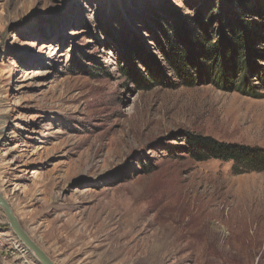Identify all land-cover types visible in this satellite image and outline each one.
<instances>
[{"label": "rangeland", "instance_id": "rangeland-1", "mask_svg": "<svg viewBox=\"0 0 264 264\" xmlns=\"http://www.w3.org/2000/svg\"><path fill=\"white\" fill-rule=\"evenodd\" d=\"M187 135L264 147V0H0V193L54 264H264V170ZM0 264H41L1 206Z\"/></svg>", "mask_w": 264, "mask_h": 264}, {"label": "trees", "instance_id": "trees-1", "mask_svg": "<svg viewBox=\"0 0 264 264\" xmlns=\"http://www.w3.org/2000/svg\"><path fill=\"white\" fill-rule=\"evenodd\" d=\"M235 30V29H234ZM234 32V42L238 47V52L242 53L244 38L241 34V30L237 29ZM170 39V38H168ZM170 52L169 63L176 70L177 75L184 82L193 84L192 75L188 72L186 60V52L174 48V41L170 39ZM201 51L204 57L209 63L212 74L215 76L223 75L220 68L218 58L220 51L217 50V45L213 44L210 39H203L201 41ZM239 71H243L245 67L242 64L238 65ZM245 81V75H243ZM216 82V81H215ZM244 84V83H243ZM237 85V89L242 90L243 85ZM247 88V86H246ZM246 92V90H242ZM251 91V90H250ZM251 93V92H249ZM187 144L189 145V151L192 157L197 161H203L208 159H216L221 161H229L233 163L234 170L238 173L251 172V171H263L264 170V147L258 145H248L236 142L220 141L210 136H193L187 135Z\"/></svg>", "mask_w": 264, "mask_h": 264}, {"label": "water", "instance_id": "water-1", "mask_svg": "<svg viewBox=\"0 0 264 264\" xmlns=\"http://www.w3.org/2000/svg\"><path fill=\"white\" fill-rule=\"evenodd\" d=\"M0 206L3 208L9 225L18 238L32 250L41 264H54V262L46 255V253L27 235L19 224L18 219L14 215L9 203L0 193Z\"/></svg>", "mask_w": 264, "mask_h": 264}, {"label": "bare ground", "instance_id": "bare-ground-1", "mask_svg": "<svg viewBox=\"0 0 264 264\" xmlns=\"http://www.w3.org/2000/svg\"><path fill=\"white\" fill-rule=\"evenodd\" d=\"M2 195V194H1ZM5 199V198H4ZM7 201V200H6Z\"/></svg>", "mask_w": 264, "mask_h": 264}]
</instances>
